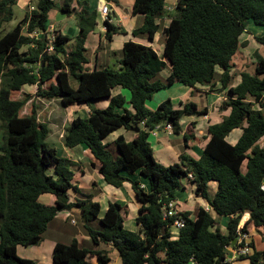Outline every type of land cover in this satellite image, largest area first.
Segmentation results:
<instances>
[{"label": "trees", "instance_id": "obj_1", "mask_svg": "<svg viewBox=\"0 0 264 264\" xmlns=\"http://www.w3.org/2000/svg\"><path fill=\"white\" fill-rule=\"evenodd\" d=\"M72 2L64 0L59 10L71 16ZM17 3L0 0V128L4 131L0 144V264H38L21 258L18 247L39 244L58 214L73 209L81 211L93 245L112 246L121 264H229L226 248L235 246L232 243L244 214L249 215L244 230L251 224L264 243V147L258 144L264 137V57L255 53L253 72L240 73L236 85L230 75L232 58L245 45L240 36L247 21L264 26V0H177L172 14L165 9V0H133L131 16L143 17V24L131 32L133 37L145 35L153 43L158 22L169 19L161 31L162 56L150 46L129 40L122 46L116 68L94 71L86 68V42L98 26L97 10L83 8L75 13L80 32L69 47L73 41L70 35L55 30L53 39L48 37L54 0H35L32 11L5 31L3 26L14 19ZM104 23L108 40L125 33L109 20ZM256 41L264 45V37ZM167 64L170 72L162 82L156 78ZM71 78L78 82L76 88ZM53 80L55 83L45 89ZM176 83L188 88H212L219 83L218 92L226 90L220 109L228 114L207 127L208 140L199 159L183 152L177 163L163 166L153 156L150 133L169 125L174 135H181L182 116L208 113L206 107L199 110L194 102L175 105L169 98L155 110L146 106L155 93ZM27 86H36L38 97L60 99L65 107L110 99L107 108H95L88 118L74 119L64 144L68 148L87 146L100 163L92 166L109 186L131 185L139 203L137 231L123 227L125 205L119 201L110 202L101 219V205L92 196L71 201L70 191L81 193L73 183L74 163L47 145L50 131L39 122L36 110L21 116L30 101L28 96L11 98ZM116 87L129 91L131 110L125 108L123 96H112ZM120 128L139 131L130 141L118 136L114 154L104 141ZM235 129H241L242 134L232 145L226 138ZM189 137L182 134L185 147ZM136 172L148 180L149 192L131 179ZM183 180L193 184L194 194L207 202L209 211L199 207L194 217L189 211L166 212L183 189ZM210 183L216 184L213 197L208 194ZM44 196L52 197L54 204L45 203ZM210 211L228 218L225 232L220 231ZM96 221L99 228L93 224ZM178 221L183 227L172 239L170 228ZM251 247L253 253L246 257L249 264H264V250L257 251L252 242ZM52 259L54 264L111 262L107 252L82 247L77 239L70 244L57 243Z\"/></svg>", "mask_w": 264, "mask_h": 264}, {"label": "crops", "instance_id": "obj_2", "mask_svg": "<svg viewBox=\"0 0 264 264\" xmlns=\"http://www.w3.org/2000/svg\"><path fill=\"white\" fill-rule=\"evenodd\" d=\"M33 1L35 2V0H18L17 5L20 4L23 8L26 7V9H27V7L31 6ZM87 1H90V0H81V2L80 1H76V2H79L80 4H82V9L85 8L89 11L97 10L99 13H100V9L104 5H107L106 0H95L96 3L95 4L92 3L91 6L88 4ZM116 1L119 4L118 0H116ZM132 2H133V0H131V7H132ZM85 3H87V4H85ZM110 8L112 10L114 9L112 7H110ZM111 9H110V13H111ZM112 14L114 17L112 18L111 14H109V17H110L109 22L112 23L113 25H115L116 27H122L125 31V33H123L122 35H124L125 37H124V39H119L118 38L119 34L117 33V34H114L112 40H108L106 38L107 28L105 26L102 29L103 30L102 33H100V34L97 33L96 30L99 27V22H98V26H97L96 30L89 34L87 42H86L87 50H89L90 41L93 40L92 41L93 42L92 43L93 44V46H92L93 50L92 51H93V54H95L93 56L92 62H91L90 58L88 57V55L86 54L88 61H89V63L86 65L87 70L94 71V70L104 69V68L109 67L112 59H115V61L119 60L120 58H118V56L116 54V49H115L114 45H115V43L118 44L119 45L118 50L121 51L123 44L129 40L134 41V42L139 43V44L150 46L157 53V55H159L160 47L158 50V48L155 49L153 47V45L156 43V41H157L156 39H157L159 33L162 31V29L164 27H166L168 25L169 22L167 24H163L162 26L159 25L160 27H159V30L154 37L153 43H149L145 35H138L137 37H133L131 34V32L134 29L139 28L143 24V17L141 15L131 16V8L129 10V18L121 17V18L116 19L117 17H116L115 11H112ZM124 23L127 24L128 26L125 27ZM52 26H54V24L51 23L50 28ZM61 31L63 32V34H66V32L63 28L61 29ZM79 32H80V29H77V30L73 31V33L71 35L67 34L73 38V41L70 44L71 47L73 45L74 39H76ZM162 49H163V45H162ZM166 68L167 69H166V72L163 75V77L159 73L157 75L156 79H159L162 82L165 81V78L168 76V74L170 72L169 65L168 66L166 65ZM237 82H239V81H237ZM27 87H24L23 90H25V88H27ZM123 90H125V89H123ZM158 92L159 93H155L153 95L152 99L147 101V103H146V106L151 110H155L161 102H163L164 100L169 98L170 100H172V102L175 100L182 102V103L194 102L197 105L199 110L203 109L205 107L208 108V113L206 115H203V116H196V115L189 116V119H187V121L185 122L184 127H181L182 128V134L186 133L188 135H191V137H189V140L187 142V145H188L187 147H185L183 139L179 140V142H177L179 144H177V145L175 143H172V141L169 139L171 136H176L177 138H180V137H182V134L181 135H174L171 132V130H166L165 128L155 130V131H157V133L155 131L151 132L150 135L153 137V144L150 143V145H151V148L153 150V155L155 156L154 149L158 150L160 153L164 152L160 158H157V161L163 165H170V163L171 164L177 163L179 154H181L183 152L188 153L194 159H199V157L201 156V153H202V149L208 140L206 135H204V131L207 129V127L209 125H211V117L212 116L215 117V115L212 114L213 113L212 108L216 105L220 109L219 104L226 100V96L223 99H221L220 97L215 96L217 94H213V93L208 94V90L206 89V86H196L195 88H188V87L182 86L179 83L168 86L165 89L160 90ZM116 95L123 96L125 98V101H126L125 108L127 110H131V106L128 104L129 99H130L129 91H128V93L123 92L121 88L116 87L112 91V96H116ZM155 96H157V97H155ZM200 97H203L202 102L199 100H196V99H200ZM208 97H211V98H210L209 104L207 106V100H208L207 98ZM109 102H110V99H103V100L94 101L92 104L89 105L90 106V112H88L89 116L91 114L92 109L107 108L109 105ZM91 105H92V107H91ZM216 110L218 111V109H216ZM118 111L120 113L122 112L121 110H118ZM220 112H221V117H216L215 120H213V121L217 120L218 121L217 123H219L228 114V110H221ZM263 113H264V111H263ZM181 126H183V125H181ZM190 126H191V129H189ZM142 129H143V127H142ZM234 131H238V135L234 138L233 141L229 142L226 138L227 142L232 144V145L236 143V141L238 140V138L242 134L241 129H235ZM234 131H232V132H234ZM115 133H116L115 139L118 136L122 135L127 141L132 140L133 138H135V135H136V133L133 130H126L124 128H120V129L116 130ZM150 135H149V137H150ZM196 136L202 137V140H201V142H199L198 145H195V143H196L195 141L197 140ZM148 141H149V138H148ZM260 141H263V143H262L263 145L260 144ZM180 142H183V143H180ZM259 144H260V147H264V137L259 140ZM171 145H172V147H171ZM75 148H81V150L84 151L83 153L90 157L91 168L93 169V171L91 168L89 169L84 164H82L81 160H77L76 155L73 156L72 158H68L74 163V167L75 168L77 167V169L74 171V173H75L74 181H73L74 185H77L78 188L81 189V186L78 184L81 183L82 181H84L86 183L85 191L80 190V192H83V193H75L74 191H70L69 195H70L71 201L74 202L77 199H85L86 196H92L93 201L97 202V200H99L101 197L100 195L102 193H104V191H109L110 194H107L108 200H107V204H106L105 210H104L105 213L108 209L109 203L113 202L112 200L119 201L125 205V210H124V214H123V219H124L125 215L127 214V211H126L127 205L124 203V201L122 202V200H121V199H124L123 195L120 192L117 193V191H115L116 190L115 188H114V190L112 189V191H111L109 184L100 175L98 169L94 168L92 166V163H95L96 165H100V163L94 158L93 155H91V151L89 150V148L87 146L80 145V146L75 147ZM114 148H115V145H114ZM155 160H156V158H155ZM89 172H90V176H88ZM136 173L139 174L138 172H136ZM96 175H98V176H96ZM84 178H87V179L84 180ZM140 178L141 177H139L136 174L131 177L132 180H138L139 181L141 187L144 189L145 192H149L150 186H149L148 180L146 178L140 180ZM125 183H128V182H125ZM182 183H183V189L177 193L176 200L173 202L174 209H172V210L174 212L189 211L192 216L193 215L195 216L199 207H202V206L207 207L208 204L203 199H202L203 202L201 200H199L201 198L194 194L193 184H191L187 180H183ZM211 184L212 183H210L209 186H212ZM129 186L131 187L130 184H129ZM127 190H128V188H127ZM72 193H74V194L72 195ZM84 193L86 196L84 195ZM43 198H45V203L54 204V199L52 197L44 196ZM188 199H191L194 201L193 206H192L193 209H195L194 214L192 211L187 209L186 203H187ZM136 201L137 200L135 199V202ZM196 201H198V202H196ZM138 208H139V203L136 202V204L134 205V209L138 210ZM101 209H102V205H101ZM74 215H77V213L75 214L72 210L59 213L58 216L50 223L47 231L44 233L43 238L39 244L34 245V246H30V247H24V248H27L28 253H31V254L30 255H27V253L24 255L21 254L20 247H23V246H19L18 251H17L18 255L24 259L34 260L38 264H54L53 259H52V255H53V249L57 243L70 244L74 239H77L79 244L82 247H86L83 243V240H80V239H82V237L80 235L86 234V236H88V233H87L84 226L82 229L81 228L75 229V228H78V224L73 219ZM245 215H246V220H244V221H247L249 218V215L248 214H245ZM136 216H137V213L130 214L129 218L131 217V219L129 221L126 220L127 219V216H126L125 221L123 220V226L125 225L124 224L125 222H128V223L133 222V224H135V226H136V231H137V225H136V220H135ZM71 217H72V220L70 222L72 225L69 223V220L71 219ZM99 217L101 218L100 215H99ZM222 218H225V217H222ZM224 220L227 223L228 218H225ZM72 222H74V223H72ZM93 224L96 228H99V224L97 221L94 222ZM250 225H248V226H250ZM251 228L255 229L252 225H251ZM48 234H51V235H48ZM60 234H66L67 236H69V240H67V242L62 241L61 238H58V236ZM47 236H50V239H48ZM171 236H172V238L176 239L178 236V230L176 231L175 236H173L172 233H171ZM253 244H254V247L257 251L264 250V243H253ZM86 248H88V247H86ZM98 248H99V250H102V251H105L108 253V255L111 259V262L109 264H121L119 254L117 253V251L112 246L101 243ZM226 254L228 257H230L231 256V249H229V250L226 249ZM231 264H249V261L247 258H243V259L233 261Z\"/></svg>", "mask_w": 264, "mask_h": 264}, {"label": "rangeland", "instance_id": "obj_3", "mask_svg": "<svg viewBox=\"0 0 264 264\" xmlns=\"http://www.w3.org/2000/svg\"><path fill=\"white\" fill-rule=\"evenodd\" d=\"M54 1L56 3V9H54L50 12V22L52 24H54V26L49 28L50 35L48 37L50 40L53 39L55 30L61 31V29L63 28L65 30L66 34L71 35L73 33V31L79 29L75 13L80 12L82 9V4H80L79 2H76V1L81 2V0H73L72 8L74 9L73 10L74 14H72L71 16H68V15L63 14L59 10V7H61L63 5L64 0H54ZM176 1L177 0H165V9L167 10V12L169 14L173 13ZM87 2L90 6L92 3H94V4L96 3L95 0H90ZM118 2H119V4L118 3H110L109 4L106 2L108 7L114 8L113 10L110 8L111 9L110 14H111L112 18L114 17L112 14V11H115L116 17H117L116 19L121 18V17L129 18V10L131 8V0H118ZM34 3L35 2L33 1L31 6L27 7V9H26V7L23 8L20 4L16 5L14 7V19L10 23H6L3 26L5 31H8V30H11L12 28H14L24 18L26 12L32 11L33 6L35 7ZM104 20L105 19L102 17L101 13H99V18H98L99 27L96 30L97 33H99V34L103 32L102 29L105 26ZM168 22H169V19L166 17L164 19H161L158 23L160 26H162L163 24H167ZM124 25H125V27L128 26L125 23H124ZM118 34H119V37H118L119 39H124V37H125L124 35H122L120 33H118ZM257 37H264V26L255 25L251 20H248L247 25H246V29L243 32V34L240 36V42L245 43V45L239 47L238 51L236 52V54L234 55V57L232 58V61H231L230 75L232 77V85H235L238 83L237 81H239L240 73H242V72L252 73L253 72L254 63H255V53L261 57H264V45L259 44L256 41ZM156 40L157 41L153 45V47L155 49L158 48V50L160 47L159 56H162L163 36H162L161 32L159 33ZM92 41L93 40L90 41L89 50L86 51V54L90 58L91 62L93 61V56L95 55V54H93V51H92L93 50V47H92L93 42ZM114 46H115L116 54H117L118 58H121L122 51L118 50L119 45L115 43ZM69 47H71V45H69ZM50 51H52V49ZM117 66L118 65L116 64L115 59H112L109 67L116 68ZM167 66H168V64H167ZM166 69L167 68L165 67V69L163 71H161L160 75L162 77L165 74ZM217 71H218V73H221L220 70H217ZM71 79H72L71 80L72 86L74 88H76L78 86V82L74 78H71ZM52 83H55V80L45 84L44 88L45 89L49 88ZM219 88H220L219 83L214 85V87H212V88H210L209 86H206V89L208 90V94H211V93L217 94V95H215L216 97H220L221 99H223L226 96V90L224 92H218ZM122 91L128 93L127 90L122 89ZM157 93H159V92H157ZM27 96L30 99V101L27 103V105L25 106V108L21 112V116L31 115L33 110H36L39 122L45 123L48 126L49 131H50L48 138L46 139L47 145L52 147V148H55L57 150L59 156H61V157L72 158L73 156L76 155L77 160H81L82 164H84L87 168L90 169L91 168L90 157L88 155L84 154L83 153L84 151L81 150V148H68V147H66L64 144V139H63L64 135L67 131L68 126L70 125V123L74 119H76L77 117L88 118V116H89L88 112H90V106L85 104V103H82V104H73V105H70L68 107H65L62 104L60 99L47 100V99L38 97L36 86H28L27 88H25V90H22L20 92H14V93H12L11 98L13 100H21L23 98H26ZM155 97H157V96H155ZM202 98L203 97H200V99H196V100H199L202 102V100H203ZM210 98L211 97L207 98L208 99L207 100V106L209 104ZM178 102L179 101H176V100L173 101V103L175 105H177ZM220 104H219V107H220ZM91 107H92V105H91ZM175 107H177V106H175ZM216 109H218V111ZM220 111L221 110L216 105L212 108V112H213L212 114H214L215 117L214 116L211 117V124H216L218 122L217 120L216 121H213V120H215L216 117H221ZM187 119H189V115H184L181 117V119L179 121L180 126L183 125L181 127H184ZM168 130H171V128ZM155 132L157 133V131H155ZM204 135H206V130L204 131ZM237 135H238V131H234V132L229 134V136L227 137V140L229 142H231L234 140V138ZM3 136H4V131L2 130V128H0V144L3 143ZM115 136H116V133L114 132L113 134L109 135L108 138L104 141L105 144H108L111 146L110 150H112V152H114V154H116L115 148H114ZM169 139L172 141V143H175L177 145V144H179L177 142H179V140H182L183 138L182 137L177 138L176 136H171ZM196 139L197 140L195 141L196 142L195 145H198L199 142H201L202 137L196 136ZM149 143L153 144V137L151 135L149 137ZM180 143H183V142H180ZM262 143H263V141H260V144H262ZM258 144H259V142H258ZM171 147H172V145H171ZM163 153L164 152L160 153L158 150L154 149L155 156L154 155L153 156H154V158H156V162H158L157 158H160ZM159 164H161V163H159ZM161 165H163V164H161ZM163 166H167V165H163ZM244 168L245 167L243 166L242 169H244ZM73 169L75 171L77 169V167L76 168L74 167ZM92 171H93V169H92ZM135 174L138 175L139 177H141L140 180L145 179L141 175H139L137 173H135ZM88 176H90V172L88 173ZM96 176H98V175H96ZM123 176H129V175L127 173H124ZM130 177H132V176H130ZM86 179L87 178H84V180H86ZM78 185L81 186V189H80L81 191H85L86 183L84 181H82ZM211 185L212 186H209V188H208L209 197H213V195L215 194V190H216V184L212 183ZM121 187L119 189L115 188L116 189L115 191H117V193L120 192L124 197V199H121V200H122V202L124 201V203L127 205V210H126L127 214L125 215V218L127 216L126 220L129 221L131 219V217L129 218L130 214L137 213V210L134 209V205L136 204L137 201L135 202L136 197L134 196L132 188L129 186L128 183H124ZM127 188H128V190H127ZM110 189L112 191V189L114 190V187L110 186ZM81 193H83V192H81ZM73 194L74 193H72V195ZM107 194H110V192L104 191V193H102L100 195L101 196L100 199L97 200V202L100 205H102V209H101V213H100L101 218L105 215L104 210H105V206H106L107 200H108ZM84 195H85V193H84ZM199 200L202 201V199H199ZM43 201L45 202V198L43 199ZM112 201L115 202L114 200H112ZM94 202H96V201H94ZM193 202H194L193 200L188 199L186 204H187V209L192 211L194 214L195 209H193V207H192ZM196 202H198V201H196ZM206 208H207V211H209V207L207 206ZM171 209H174L173 203L171 204ZM72 211L75 214L77 213V215H74V217H73V219L78 224V228H75V229H80V228L82 229L84 226V223H83L81 211L79 209H73ZM210 214L213 218L216 219L218 226L220 228V231L225 232V228H226V224H227L226 221L224 220L225 218L217 217L212 211H210ZM193 217H194V215H193ZM101 218L99 217V219H101ZM125 218H124V221H125ZM71 220H72V217L69 220L70 224H71V222H70ZM244 220H246L245 214L241 217L239 226H241L242 224H244L246 222ZM124 224L125 225L123 227L126 230L132 231V232L136 231V226H135V224H133V222L132 223L125 222ZM176 231L177 230L175 228H173V227L170 228V232L173 234V236H175ZM247 233L249 234V237H250V240L252 243H263L260 239L261 237L258 236L256 230L251 228V225L247 227ZM48 235H51V234H48ZM80 236L82 237V239H80V240H83V243L86 247L99 249L98 248L99 246L98 247L94 246L91 238L86 236V234L80 235ZM47 237H48V239H50V236H47ZM58 238H61V240L65 241V242H67V240H69V236H67L66 234H60L58 236ZM171 238H172V236H171ZM172 239H174V238H172ZM234 243H235V241H233L232 245H234ZM232 248L233 247H229L228 250L232 249ZM20 249H21L20 250L21 254H23V255L26 253H27V255L31 254V253H28L27 248L20 247Z\"/></svg>", "mask_w": 264, "mask_h": 264}, {"label": "built area", "instance_id": "obj_4", "mask_svg": "<svg viewBox=\"0 0 264 264\" xmlns=\"http://www.w3.org/2000/svg\"><path fill=\"white\" fill-rule=\"evenodd\" d=\"M100 13L104 17L105 20H110V18H109L110 7H108V5H104L100 9ZM165 129L166 130L170 129V126L167 125L165 127ZM189 178H191L190 175H189ZM206 210H207V208H206ZM166 212H168V214H171V213L176 214L177 213L171 209V205H170L169 211H166ZM182 227H183L182 221L175 222V224L173 226V228L177 229L178 231ZM236 235H237L236 239L234 240L235 246L231 249V256L226 257V262L229 264H231L233 261L246 258L253 253V249L251 247V240H250L249 234L247 233V230L246 231L244 230V224L237 227ZM226 249H228V248H226Z\"/></svg>", "mask_w": 264, "mask_h": 264}, {"label": "water", "instance_id": "obj_5", "mask_svg": "<svg viewBox=\"0 0 264 264\" xmlns=\"http://www.w3.org/2000/svg\"><path fill=\"white\" fill-rule=\"evenodd\" d=\"M131 130H133L135 133H137V132L139 131V129H138V128H132ZM144 130H145V131H148V129H147V128H145Z\"/></svg>", "mask_w": 264, "mask_h": 264}]
</instances>
